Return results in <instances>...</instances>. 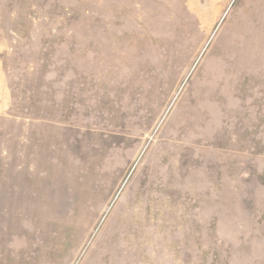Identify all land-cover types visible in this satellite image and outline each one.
<instances>
[{
  "label": "rangeland",
  "instance_id": "374dc122",
  "mask_svg": "<svg viewBox=\"0 0 264 264\" xmlns=\"http://www.w3.org/2000/svg\"><path fill=\"white\" fill-rule=\"evenodd\" d=\"M0 264H264V0H0Z\"/></svg>",
  "mask_w": 264,
  "mask_h": 264
}]
</instances>
